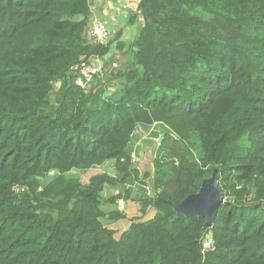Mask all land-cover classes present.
<instances>
[{
  "label": "trees",
  "instance_id": "16d2710c",
  "mask_svg": "<svg viewBox=\"0 0 264 264\" xmlns=\"http://www.w3.org/2000/svg\"><path fill=\"white\" fill-rule=\"evenodd\" d=\"M89 17L90 0H0V264H264V0H138L129 43L91 42ZM112 47L118 92L76 85ZM151 126L146 188L132 155ZM108 160L113 175L65 176ZM214 168L213 223L176 213ZM135 183L154 214L116 237L123 209L103 205Z\"/></svg>",
  "mask_w": 264,
  "mask_h": 264
},
{
  "label": "rangeland",
  "instance_id": "374dc122",
  "mask_svg": "<svg viewBox=\"0 0 264 264\" xmlns=\"http://www.w3.org/2000/svg\"><path fill=\"white\" fill-rule=\"evenodd\" d=\"M130 30H127V32L129 33V38L128 41L126 40L127 43H129L131 40V38H133L135 36L136 33V29L135 27H132L131 25L129 26ZM118 30L121 32L122 34V30L119 28H116L115 30H112V36L110 41H115L116 38V32H118ZM115 49L112 47L109 50V54H108V58H107V64L109 65L111 61H115L116 60V66H114V69H107V72L103 74V76L99 77V83H103L105 86V92L104 95L105 96H109L112 93L118 92V90L121 88V65L119 64V62H117V56L120 57V55H117V53H114ZM119 71V72H117ZM99 84V85H100ZM58 86V84L56 83L54 85V88H56ZM51 99H53V96L51 97ZM152 130H156V128L154 126L148 127L146 128H142L141 129H137L135 131V134L137 135V143L136 146H138V150L137 153H135L134 155H132V159L135 162V166L138 169V174H139V179L136 181L137 183L140 184H145L146 188H149V179H144L142 178L143 174L147 171H151L152 170V154H153V149L154 147L158 144L159 142V138H154L150 135ZM102 172H106L109 173L110 175H113L115 170H114V162L113 161H106L104 162L102 165L100 166H95L92 168H89L88 170L85 171H81V170H72L69 171L68 173L65 174L66 177H77L79 178L81 183H87L88 179L90 176L97 174V173H102ZM52 176V173H50L46 178L41 179L42 183L47 182ZM119 189H114L113 187H106V190L104 191V194L107 197H110L112 195L117 194V191ZM113 192V193H112ZM121 194H125V192L123 191V189L121 190ZM140 192L139 186L135 183L134 185L131 186V189L129 191V194H127L128 197H134L137 196V193ZM123 202V201H122ZM125 202V201H124ZM123 202V203H124ZM121 205V204H120ZM119 205V206H120ZM107 206L110 205H103V208H106ZM117 209L116 206H112V211ZM124 217H122L119 221L117 226L120 227V230L125 229V225L128 221V219L133 218V219H141V220H146L150 217H152L151 215H149L148 213L140 216L139 213V208H136V205H134L132 203V205L124 210ZM154 212V210H152ZM153 215V214H152ZM106 223V222H105ZM119 235H116V237Z\"/></svg>",
  "mask_w": 264,
  "mask_h": 264
},
{
  "label": "crops",
  "instance_id": "0c3cea01",
  "mask_svg": "<svg viewBox=\"0 0 264 264\" xmlns=\"http://www.w3.org/2000/svg\"><path fill=\"white\" fill-rule=\"evenodd\" d=\"M137 2L138 0H90V7H91L92 13L96 14L99 18L105 19L106 21H108L111 27V31L113 29L115 30L116 28H119L122 30V34L119 40L128 41V38L130 35L127 32V30H130L129 26L131 25V23H129L130 24L129 25L128 22H129L130 16L134 14L136 10ZM132 23L133 24L131 26L135 27L136 32H137V29L141 25V19L137 17L133 20ZM132 39L133 38L129 40H132ZM124 50L125 48L123 49V51ZM122 52H119V53L117 52V55L121 56ZM105 190H106V187L104 188V191ZM103 195L104 197L108 198L105 194ZM132 199L133 197H131V199L129 197L128 200H124L123 198L117 199L113 203H107L106 205H110V206H107L106 208H103V209L106 212H109V211H112V206H116L117 208L121 207L123 209L122 212L124 214L125 212L124 210L129 208L132 205V203L136 205V208H139L138 203ZM122 201L123 202L125 201V202L123 203ZM152 210L153 209L149 208L146 214L148 213L149 215L153 216L152 214H154V212ZM119 220L120 219L116 221H106V225L115 230L116 232L115 236L119 235L123 230H125L129 226V223H130V220L128 219L125 225V229L120 230V227L117 226Z\"/></svg>",
  "mask_w": 264,
  "mask_h": 264
},
{
  "label": "built area",
  "instance_id": "2783aa9c",
  "mask_svg": "<svg viewBox=\"0 0 264 264\" xmlns=\"http://www.w3.org/2000/svg\"><path fill=\"white\" fill-rule=\"evenodd\" d=\"M89 24L87 32L89 40L99 45L108 44L112 36L111 27L108 21L101 19L96 14L92 13L91 7ZM108 54L109 52L104 56L94 55L87 59H82L79 65L75 68L77 71V75L75 76L76 85L84 90H88L95 83V77L103 76L106 70L105 63H107L106 60ZM109 65L110 67H114L117 64L116 61H111ZM211 243L212 240L208 236L202 243L203 248H209Z\"/></svg>",
  "mask_w": 264,
  "mask_h": 264
},
{
  "label": "water",
  "instance_id": "95a60500",
  "mask_svg": "<svg viewBox=\"0 0 264 264\" xmlns=\"http://www.w3.org/2000/svg\"><path fill=\"white\" fill-rule=\"evenodd\" d=\"M225 200L218 182V171L212 169L211 175L201 180L198 189L188 194L180 202L174 204L173 210L185 216L204 217V225L213 223L218 209Z\"/></svg>",
  "mask_w": 264,
  "mask_h": 264
}]
</instances>
